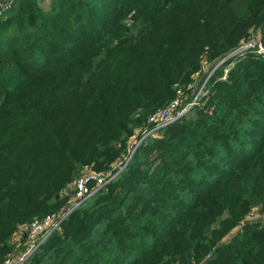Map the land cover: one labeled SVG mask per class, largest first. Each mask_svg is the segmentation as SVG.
Segmentation results:
<instances>
[{
    "label": "trees",
    "instance_id": "obj_1",
    "mask_svg": "<svg viewBox=\"0 0 264 264\" xmlns=\"http://www.w3.org/2000/svg\"><path fill=\"white\" fill-rule=\"evenodd\" d=\"M7 1L0 264L48 214L25 264H264V0Z\"/></svg>",
    "mask_w": 264,
    "mask_h": 264
},
{
    "label": "built area",
    "instance_id": "obj_2",
    "mask_svg": "<svg viewBox=\"0 0 264 264\" xmlns=\"http://www.w3.org/2000/svg\"><path fill=\"white\" fill-rule=\"evenodd\" d=\"M13 0H8L5 2L7 5L2 7V9H5V7H9L11 2ZM4 3V4H5ZM3 4V5H4ZM2 5V6H3ZM1 13V11H0ZM257 49H256V47ZM255 48L258 53L264 54V44L256 43V42H247L244 45H242L241 49L237 52H241L243 50H246L247 48ZM236 53V52H234ZM225 59H223L218 65L224 62ZM205 84V83H204ZM201 92V91H200ZM195 99L193 102H191L186 108L183 110L177 111V114H183L185 110L187 111L193 104L196 103ZM179 103V100H177L174 104H171L167 109L162 110L156 114H154L150 118V122H152L156 128L160 126H164L170 122H172L177 116L176 114V107L175 105ZM155 129L151 130L149 133L153 132ZM148 133V134H149ZM147 135V134H146ZM141 140H135L132 143L133 151L139 145ZM132 151V152H133ZM128 161V159H127ZM125 161V165L127 163ZM124 165V166H125ZM110 175V172H108L106 175L97 173L93 171L92 169L86 170L81 174L78 179L75 181V195L76 198L79 200H84L91 194H93L95 191H97L103 184L107 181V176ZM61 221L56 218L55 215H45L44 217H35L28 225V231L25 233V235H28L30 239V243L26 248L23 250H20L18 253L13 254L10 256L5 263L3 264H25L26 261L29 259V257L36 251V249L39 247V245L42 243V241L54 230L61 228ZM20 237V235L17 236V239Z\"/></svg>",
    "mask_w": 264,
    "mask_h": 264
},
{
    "label": "rangeland",
    "instance_id": "obj_3",
    "mask_svg": "<svg viewBox=\"0 0 264 264\" xmlns=\"http://www.w3.org/2000/svg\"><path fill=\"white\" fill-rule=\"evenodd\" d=\"M4 1V0H3ZM48 2H49V0H42L41 1V4H42V6H44V7H47V4H48ZM5 5H7L6 3L2 6V7H4ZM264 53V52H263ZM237 55V54H236ZM225 76H227V72H225L224 73V76H223V78L225 77ZM188 110H190V109H188ZM187 110V111H188ZM186 110H185V112H187ZM182 114H177L176 116L178 117V116H181ZM176 117V118H177ZM175 118V119H176ZM153 134H155L156 133V131L155 132H152ZM156 136H157V134H155ZM141 140V139H140ZM90 166L91 165H86L85 167H84V171H86V170H89V168H90ZM86 168H88V169H86Z\"/></svg>",
    "mask_w": 264,
    "mask_h": 264
}]
</instances>
